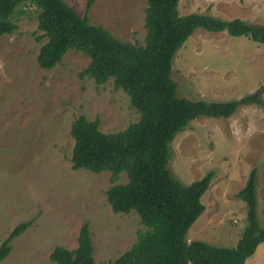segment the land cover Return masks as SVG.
Segmentation results:
<instances>
[{
	"label": "rangeland",
	"instance_id": "rangeland-1",
	"mask_svg": "<svg viewBox=\"0 0 264 264\" xmlns=\"http://www.w3.org/2000/svg\"><path fill=\"white\" fill-rule=\"evenodd\" d=\"M65 1L122 41L144 43L147 0ZM178 11L264 25V0H179ZM14 19L17 28L0 35V244L18 223L31 224L10 240L0 264H55L49 253L56 245L76 247L83 223L89 226L96 264H107L145 226L135 210H111L105 194L109 170L72 168L70 124L83 114L99 118L102 132H117L137 121L139 113L112 79L96 85L79 75L89 63L83 52L70 49L52 68H40L36 56L46 38L36 39L41 32L35 8L22 7ZM170 75L177 95L190 100L239 99L259 89L264 102V45L196 28L175 52ZM169 146L167 167L182 184L213 171L200 198L205 208L187 240L235 246L246 225L245 202L236 193L252 168L264 227V105L243 104L227 118L197 117ZM126 181V172H120L116 182ZM244 264H264V242Z\"/></svg>",
	"mask_w": 264,
	"mask_h": 264
},
{
	"label": "trees",
	"instance_id": "trees-1",
	"mask_svg": "<svg viewBox=\"0 0 264 264\" xmlns=\"http://www.w3.org/2000/svg\"><path fill=\"white\" fill-rule=\"evenodd\" d=\"M179 0H147L144 9V43L126 42L100 24L90 22L65 0H0V35L17 28L14 19L22 7L35 8L40 41L38 66L50 69L70 49L83 52L89 63L79 75L96 85L112 79L139 113L125 129L102 132L99 118L78 115L70 124L74 143L70 161L73 169L110 171L106 200L113 212L135 210L145 229L120 256L107 264H244L258 244L264 242V227L257 215L256 169L236 196L245 202L246 225L235 246L214 245L201 239H186L191 224L204 210L200 201L208 189L213 171L184 185L169 171L170 142L188 123L200 116H231L243 104L264 105L260 90L239 99L190 100L178 96L171 78L172 58L196 28L225 31L245 36L264 45V25L241 18L222 19L191 12L181 15ZM127 181L117 183L120 172ZM31 221L18 223L0 244V261L10 250V240L23 233ZM55 264H96L91 233L83 223L77 245L68 249L56 245L48 255Z\"/></svg>",
	"mask_w": 264,
	"mask_h": 264
}]
</instances>
